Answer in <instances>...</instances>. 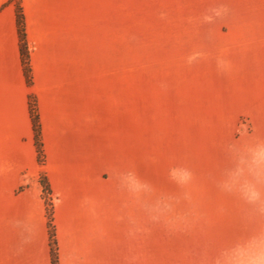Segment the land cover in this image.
Returning <instances> with one entry per match:
<instances>
[{"label":"crops","instance_id":"obj_1","mask_svg":"<svg viewBox=\"0 0 264 264\" xmlns=\"http://www.w3.org/2000/svg\"><path fill=\"white\" fill-rule=\"evenodd\" d=\"M21 6L32 86L20 54L16 5L0 0V264H51L47 208L20 192L25 179L43 175L61 198L54 211L61 264H116L132 243L123 217H115L113 191L99 183L100 173L115 172L109 159L129 155L131 71L109 67L115 0H21ZM209 7L216 9H201L197 51L212 63L214 92L249 94L232 118L264 119V0H213Z\"/></svg>","mask_w":264,"mask_h":264},{"label":"rangeland","instance_id":"obj_2","mask_svg":"<svg viewBox=\"0 0 264 264\" xmlns=\"http://www.w3.org/2000/svg\"><path fill=\"white\" fill-rule=\"evenodd\" d=\"M212 3L115 0L109 67L131 71L129 155L109 159L115 172L99 183L132 243L116 264H264V160L253 158L264 119L232 118L249 94L214 92L212 63L197 51ZM22 193L45 204L40 191ZM51 199L55 211L61 198Z\"/></svg>","mask_w":264,"mask_h":264},{"label":"trees","instance_id":"obj_3","mask_svg":"<svg viewBox=\"0 0 264 264\" xmlns=\"http://www.w3.org/2000/svg\"><path fill=\"white\" fill-rule=\"evenodd\" d=\"M14 4L16 5V15H17V26H18V33H19V47H20V54L24 69V74L26 77V81L28 86L33 85V72L31 66V50L30 44L27 39L26 33V19L24 15L23 8L21 6V0H13ZM30 109L32 114V120L34 124V131H35V140L36 146L39 154V159L43 163L44 153H43V144H42V133H41V125L40 119L37 111V104L35 98L32 96L30 97ZM39 186L37 191L33 189V187H22L21 191H25L26 189L32 190L34 195H38V191L43 194V199L46 204L47 208V217H48V229H49V241H50V248H51V264H61L62 256L60 254L59 249V240L57 235V227L54 221V204L51 199L53 195V191L49 182V179L43 175L40 178Z\"/></svg>","mask_w":264,"mask_h":264},{"label":"clouds","instance_id":"obj_4","mask_svg":"<svg viewBox=\"0 0 264 264\" xmlns=\"http://www.w3.org/2000/svg\"><path fill=\"white\" fill-rule=\"evenodd\" d=\"M254 160H256L257 162L264 160V149H261L257 152L254 153Z\"/></svg>","mask_w":264,"mask_h":264}]
</instances>
